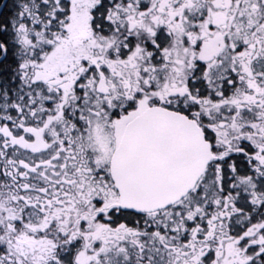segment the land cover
I'll return each mask as SVG.
<instances>
[{
    "label": "snow or ice",
    "instance_id": "snow-or-ice-1",
    "mask_svg": "<svg viewBox=\"0 0 264 264\" xmlns=\"http://www.w3.org/2000/svg\"><path fill=\"white\" fill-rule=\"evenodd\" d=\"M0 264H264V0H0Z\"/></svg>",
    "mask_w": 264,
    "mask_h": 264
}]
</instances>
